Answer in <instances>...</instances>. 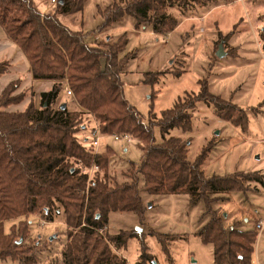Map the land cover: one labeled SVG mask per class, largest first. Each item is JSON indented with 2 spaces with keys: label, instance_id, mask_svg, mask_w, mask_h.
Instances as JSON below:
<instances>
[{
  "label": "trees",
  "instance_id": "obj_1",
  "mask_svg": "<svg viewBox=\"0 0 264 264\" xmlns=\"http://www.w3.org/2000/svg\"><path fill=\"white\" fill-rule=\"evenodd\" d=\"M215 1L128 0L122 4L114 0L106 10H100L104 17L102 28L123 21L129 14L135 18L137 29L150 24L154 33L166 34L179 25L170 9L183 13ZM86 2L56 0L54 8L43 13L33 0H0V25L25 54L35 79L67 77L78 103L99 120L103 134H133L142 151L140 164L131 171V182L111 183L96 172L87 196L88 174L82 168L95 161L101 171L108 169L114 150L107 147L93 156L79 142L76 132L81 126L80 114L57 106L65 89L63 83H55L41 93L39 108L31 100L23 110L8 111L7 107L22 103L26 94L22 91L14 95L21 79L11 81L0 95V259L36 262L24 255L16 226L6 233L5 221L34 211L52 221L63 210L68 226L78 228L69 233L63 264H127L118 251L126 248L135 235L125 231L105 239L98 229L107 223L111 212H142L140 176L147 193L187 194L193 202H205L210 219L197 234L204 243L213 245L215 262L254 264L257 233L237 226L227 229L213 204L223 192L243 191L246 180L257 173L236 171L208 176L203 166L210 148L202 149L193 162L188 159V142L177 136L157 142L154 132L155 126L163 133L174 128L191 131L192 114L201 101L213 105L218 116L243 129L248 122L245 110L212 93L203 81L196 95L180 99L174 107L163 110L160 117L153 113L152 119L149 115L150 121L145 122L125 98L121 84L122 69L129 60L128 53L121 57L128 43L126 34L116 43L96 47L87 42L83 32L73 31L60 21L61 15L82 12ZM261 19L264 23V14ZM259 36L264 52V25ZM10 66L9 60H1L0 74L9 72ZM85 207L87 225L82 226ZM19 224L23 231L28 225L25 221ZM25 234L26 231L22 238Z\"/></svg>",
  "mask_w": 264,
  "mask_h": 264
},
{
  "label": "rangeland",
  "instance_id": "obj_2",
  "mask_svg": "<svg viewBox=\"0 0 264 264\" xmlns=\"http://www.w3.org/2000/svg\"><path fill=\"white\" fill-rule=\"evenodd\" d=\"M33 1L38 9L50 3L52 7L47 12L55 6L52 0ZM117 1L125 4L128 0ZM113 2L87 0L82 12L59 18L71 30L83 32L87 42L96 47L116 43L126 34L128 43L121 57L128 53L129 60L122 69L121 84L125 98L144 116L145 122L150 121L153 113L160 117L163 110L174 107L180 99L196 95L203 81L212 93L245 110L248 122L243 129L218 116L213 105L201 101L193 111L191 131L174 128L163 133L155 126L154 132L157 142L169 136L188 142V159L193 162L202 149L210 148L203 166L208 176L236 171L257 173L246 180L243 191L219 194L213 207L227 229L237 226L257 233L254 261L264 264V232L258 233L254 228L256 220L264 217V52L259 36L264 25L261 19L264 0H216L183 13L172 8L170 13L179 19V25L166 34L154 33L150 24L137 29L135 18L129 14L123 21L102 28L104 17L100 10H106ZM220 43L226 52L224 57L217 55ZM159 72L162 74L158 75ZM17 79L21 80L17 81L19 87L13 94L26 91L24 101L6 109L23 110L31 100L39 108L40 97L36 96L34 86H25L24 75ZM36 80L63 83L65 89L57 106L66 105L68 111L80 114L81 126L76 137L93 156L105 152L107 147L114 150L108 169L101 171L95 161L82 168L88 174L86 195L96 172L111 183L131 182V171L139 166L142 156L139 140L130 133L103 134L99 120L78 103L67 77ZM143 186L139 176L141 213L111 212L107 223L98 229L105 239L125 231L135 235L126 248L118 251L127 264H218L213 245L204 243L197 234L210 219L205 202H193L187 194H150ZM42 214L34 211L4 224L6 233L17 227L20 238L15 237L24 245V255L36 262L25 263L10 257L0 259V264H63L62 253L69 242V233L78 228L68 226L63 210L52 221ZM85 215L86 207L82 226L87 225ZM20 221L28 224L25 238Z\"/></svg>",
  "mask_w": 264,
  "mask_h": 264
},
{
  "label": "crops",
  "instance_id": "obj_3",
  "mask_svg": "<svg viewBox=\"0 0 264 264\" xmlns=\"http://www.w3.org/2000/svg\"><path fill=\"white\" fill-rule=\"evenodd\" d=\"M48 7L50 9L52 5L48 3L39 10L45 13ZM1 60H9L11 62V68L9 72L0 74V94L11 81L23 77V75L26 78L25 86H34L37 97H40L42 92L48 91L55 84L52 80H36L33 78L31 66L25 54L18 47L16 42L7 36L5 29L0 25V61ZM254 255L253 263L255 264Z\"/></svg>",
  "mask_w": 264,
  "mask_h": 264
},
{
  "label": "built area",
  "instance_id": "obj_4",
  "mask_svg": "<svg viewBox=\"0 0 264 264\" xmlns=\"http://www.w3.org/2000/svg\"><path fill=\"white\" fill-rule=\"evenodd\" d=\"M53 2H56V0H52ZM69 94L72 93L71 90L68 91ZM117 139H119L117 136H116ZM124 139H127L125 136L123 137ZM95 144H98V141L96 140L95 141ZM254 228L255 230L258 232V233H262L264 232V217L263 218H260L258 220H256L255 224H254ZM257 264V263H255Z\"/></svg>",
  "mask_w": 264,
  "mask_h": 264
},
{
  "label": "water",
  "instance_id": "obj_5",
  "mask_svg": "<svg viewBox=\"0 0 264 264\" xmlns=\"http://www.w3.org/2000/svg\"><path fill=\"white\" fill-rule=\"evenodd\" d=\"M225 54H226V52L224 51L223 43H220V45H219V49H218V51H217V55H218L219 57H224ZM65 107H66V105H62V108H65Z\"/></svg>",
  "mask_w": 264,
  "mask_h": 264
}]
</instances>
